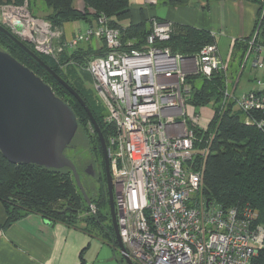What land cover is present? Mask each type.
Masks as SVG:
<instances>
[{
	"label": "built area",
	"instance_id": "built-area-1",
	"mask_svg": "<svg viewBox=\"0 0 264 264\" xmlns=\"http://www.w3.org/2000/svg\"><path fill=\"white\" fill-rule=\"evenodd\" d=\"M0 23L30 27L32 33L20 35L40 54L55 55L57 47L59 55L93 39L105 47L88 72L107 110L105 122L115 129L107 143L115 212L120 238L135 264H251L264 247L258 212L245 206L224 209L213 201L207 206L204 165L194 168L196 155L206 159L209 153L208 147L196 149L194 129L206 130L214 113L188 104L187 78L210 79L226 70L217 42L196 55L173 54L157 46L170 39L172 23L152 20L146 45L124 49L121 31L104 17L63 40L62 29L31 17L26 4L0 6ZM261 23L262 18L247 50L253 73L264 70ZM226 79L222 110L233 103L234 110L247 115V123L253 122L252 112L264 110V89L237 93L238 78ZM254 82L264 87L263 79Z\"/></svg>",
	"mask_w": 264,
	"mask_h": 264
},
{
	"label": "trees",
	"instance_id": "trees-1",
	"mask_svg": "<svg viewBox=\"0 0 264 264\" xmlns=\"http://www.w3.org/2000/svg\"><path fill=\"white\" fill-rule=\"evenodd\" d=\"M37 1L0 0V4L15 6L26 4L34 18L39 17L50 23L52 27L60 29L75 22H84L92 26L104 17L110 27L121 31L124 49H142L150 34L152 21L148 22L144 19L139 23L122 24L131 17L130 0H79L83 4L82 7L76 6L77 0H42V15L32 13V3L36 4ZM252 1L259 7L255 28L259 26L262 18L259 31L264 38V0ZM158 2L159 5L175 6L180 0H158ZM172 26L170 39L157 42V46L170 48L173 54L196 55L205 46L217 42V37L210 31L174 23ZM66 39L64 34L63 40ZM250 39L251 37L236 40L233 46V57H236L239 66L243 63ZM96 43L93 39L73 50L64 49L59 54V59L37 53L32 44L26 45L82 97L108 143L109 136L115 133V129L104 121L105 112L103 107L95 104L94 91L87 90L81 82L72 81L62 69L71 63L69 65L73 66H69L68 69L73 68L72 76L78 78L81 74L84 80L92 79L89 72L84 69L93 59L102 55L105 49V47L99 48ZM0 49L33 71L53 89L57 97L72 108L77 116L78 129L86 135L88 145L100 160L102 169V173L96 174L95 178L92 177L100 179L98 180L100 186L95 196L92 188L89 189L86 183L82 182L91 200V204H88L70 168L47 169L34 164H13L0 151V202L4 205L7 214L3 228L30 214H36L53 224L61 223L78 228L91 236L108 241L115 249V257L119 264H126L123 256L118 252L112 225L103 151L96 131L92 134L87 127L91 122L88 113L63 84L1 31ZM227 76L235 79V75L229 73V66L225 71L215 73L210 79L202 76L187 78V84L191 88L188 104L197 109L211 105L214 113L206 130L194 129L197 138L196 149L204 147L209 149L206 159L202 154L196 155L194 168L200 169L204 165L203 195L207 199L224 209L250 207L258 212L257 223L264 226V110L253 111L251 123L246 122L245 113L234 110L233 103L229 104L227 110H222L221 103ZM211 136L213 138L210 140ZM71 147L72 143L65 150L67 157H69L67 151ZM73 163L77 167L74 161ZM77 170L80 175L78 167ZM81 260V264H84L83 256ZM251 264H264V247L253 258Z\"/></svg>",
	"mask_w": 264,
	"mask_h": 264
},
{
	"label": "crops",
	"instance_id": "crops-1",
	"mask_svg": "<svg viewBox=\"0 0 264 264\" xmlns=\"http://www.w3.org/2000/svg\"><path fill=\"white\" fill-rule=\"evenodd\" d=\"M131 17L123 21V25L130 22L139 23L146 19L161 20L178 25H188L197 29H203L216 34L217 45L227 44L229 55L222 59L229 66L233 58V46L236 40L250 38L254 31L258 18L259 7L252 0H180L175 6L159 5L158 0H130ZM76 5L83 4L77 0ZM84 22H75L66 25L63 32L67 38L78 30L88 28L81 26ZM247 61V53L240 66L238 78L243 75ZM264 81V78H262ZM264 87L253 88L261 91ZM249 90V91H252ZM206 111V110H205ZM204 111V112H205ZM210 112L206 115L210 117ZM7 214L2 202H0V264H81L83 256L84 264H96L100 260L101 246H107L111 253L104 258V263L113 264L117 261L115 249L108 241L97 236H91L86 232L61 223H51L39 215L29 216L4 227ZM90 251H95L93 256L97 261L90 260ZM119 252V250H118ZM88 260V261H87Z\"/></svg>",
	"mask_w": 264,
	"mask_h": 264
},
{
	"label": "water",
	"instance_id": "water-1",
	"mask_svg": "<svg viewBox=\"0 0 264 264\" xmlns=\"http://www.w3.org/2000/svg\"><path fill=\"white\" fill-rule=\"evenodd\" d=\"M22 28L19 24L8 28L0 23V31L63 84L90 117L103 151L110 215L117 249L126 264H135L127 255L119 235L108 147L101 129L82 97L28 48V40L20 35ZM78 127L77 116L72 108L57 97L49 85L12 55L0 50V151L13 164H34L47 169L70 168L83 197L91 204L76 165L65 155V150L75 138ZM86 172L95 176L92 166H89ZM210 203L211 200L208 199L207 206Z\"/></svg>",
	"mask_w": 264,
	"mask_h": 264
},
{
	"label": "rangeland",
	"instance_id": "rangeland-1",
	"mask_svg": "<svg viewBox=\"0 0 264 264\" xmlns=\"http://www.w3.org/2000/svg\"><path fill=\"white\" fill-rule=\"evenodd\" d=\"M7 3H2L0 4V6L5 5ZM43 10V5H42V0H38L36 4L32 3V13L34 14H41V11ZM27 11L29 12V15L31 17H33L31 15V12L29 11L28 7H27ZM34 18V17H33ZM36 20H42L39 17L35 18ZM81 26H83V28L87 27L86 23H81ZM63 30V29H62ZM32 33V31L30 32ZM75 34L73 33L70 38H67V40H71L72 38H74ZM22 38H25L24 36H21ZM56 42H52V44L56 45ZM28 44H32V41H28ZM97 46H99L98 43H96ZM83 45V44H82ZM86 47V46H85ZM35 49V48H34ZM1 50V49H0ZM3 51V50H1ZM36 51V50H35ZM220 51H221V55H223L224 58H227V56L229 55V47L227 46V44H222L220 45ZM52 58L55 59H59V55L57 53V47H56V51H55V55H50ZM71 64V63H69ZM65 65L64 67H62V69H64V73L66 75L69 76L70 79H72V81L74 82H81L82 85H84V87L87 88V90H93L94 91V101L95 104L97 106L103 107L102 109L105 112V117H104V121L107 115V110L104 106V103L99 99V97L97 96V94L95 93V89H94V81L91 78H85V80L83 79V75L79 74L78 78L72 76L71 72L73 70V68L71 67L70 69L69 66H73V65ZM252 56L246 61V66L243 72V75L240 79V83H239V87L236 90L237 93H242V92H248L249 90H252L253 88H256V84L254 82V78H264V70H259L257 73H253L252 72ZM84 71L88 72V66L84 69ZM240 72V66L238 65V62L236 61V57H233L230 60V65H229V73H233L235 76L238 75V73ZM88 74V73H87ZM226 89V87L224 88ZM232 88H229V91L232 92ZM220 104V103H219ZM208 110H211V105L206 107ZM196 112L199 110H195ZM200 112V111H199ZM191 115L193 116V111H191ZM190 119V118H188ZM88 128H90V131L92 134H95V130L94 127L92 125L91 122L88 123ZM67 155L77 164V167L79 168L80 171V177H81V181L83 183H86L87 187L89 189L92 188V192L93 195H96V190L97 188L100 186V182L98 180H100L98 178L93 179L87 172V168L89 166L93 167V171L95 174L98 173H102V169L100 167V160L98 159V157L95 155V153L91 150V147L88 145V139L86 137V135L82 132L81 129H78L77 134L72 142V147L71 149H69L67 151ZM105 164V163H104ZM106 172V170H105ZM107 181V180H106ZM101 246L100 249V260L98 263L96 264H109V262L104 263L103 259L108 257V255H110L111 250L107 247V246H103V245H99ZM90 260L88 262H94L97 261L98 258H95V256H93L95 253V251H90ZM113 264H118L115 261L113 262Z\"/></svg>",
	"mask_w": 264,
	"mask_h": 264
},
{
	"label": "bare ground",
	"instance_id": "bare-ground-1",
	"mask_svg": "<svg viewBox=\"0 0 264 264\" xmlns=\"http://www.w3.org/2000/svg\"><path fill=\"white\" fill-rule=\"evenodd\" d=\"M20 13H22V14H24V15H27V13L24 12V11H23V12H20ZM20 33H21V35L26 36L27 34L30 33V27H28V26L23 27L22 30L20 31Z\"/></svg>",
	"mask_w": 264,
	"mask_h": 264
},
{
	"label": "flooded vegetation",
	"instance_id": "flooded-vegetation-1",
	"mask_svg": "<svg viewBox=\"0 0 264 264\" xmlns=\"http://www.w3.org/2000/svg\"><path fill=\"white\" fill-rule=\"evenodd\" d=\"M91 176V175H90ZM91 177H93V176H91ZM96 177V174H95V176L93 177V178H95Z\"/></svg>",
	"mask_w": 264,
	"mask_h": 264
}]
</instances>
